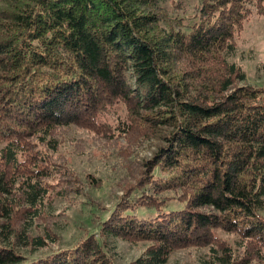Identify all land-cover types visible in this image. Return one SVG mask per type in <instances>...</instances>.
Segmentation results:
<instances>
[{
	"label": "trees",
	"instance_id": "obj_1",
	"mask_svg": "<svg viewBox=\"0 0 264 264\" xmlns=\"http://www.w3.org/2000/svg\"><path fill=\"white\" fill-rule=\"evenodd\" d=\"M187 1L0 0V264H114L118 240L130 264H264V86L229 60L264 0ZM70 129L121 139L126 178L97 236L47 251L53 201L83 187Z\"/></svg>",
	"mask_w": 264,
	"mask_h": 264
},
{
	"label": "rangeland",
	"instance_id": "obj_2",
	"mask_svg": "<svg viewBox=\"0 0 264 264\" xmlns=\"http://www.w3.org/2000/svg\"><path fill=\"white\" fill-rule=\"evenodd\" d=\"M173 2L169 1V6ZM192 3L194 0L187 1L186 14H191ZM229 60L241 66L249 84L264 86V72L258 70L259 64L264 61V14H257L252 9L249 20L237 36L236 53ZM94 134L93 130L70 129L62 137V160L83 187L75 195L53 201L50 220L56 241L44 250L70 247L89 234L97 236L99 223L121 195L120 185L126 175L120 153L112 148L114 144H122L121 139L105 142ZM144 145L131 151L133 160L150 156L152 149ZM220 237L221 240L232 239L224 233ZM113 250L111 257L114 264H130L139 255L141 245L118 240ZM208 256L207 246L178 248L170 254L165 264H207Z\"/></svg>",
	"mask_w": 264,
	"mask_h": 264
}]
</instances>
